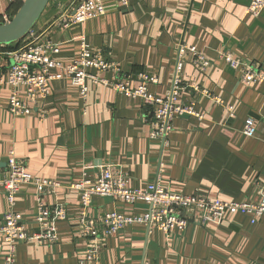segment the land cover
Wrapping results in <instances>:
<instances>
[{
    "label": "crops",
    "instance_id": "crops-1",
    "mask_svg": "<svg viewBox=\"0 0 264 264\" xmlns=\"http://www.w3.org/2000/svg\"><path fill=\"white\" fill-rule=\"evenodd\" d=\"M18 1L0 0V16L7 17L6 10ZM71 1L50 0L46 9ZM247 4L248 0H129V6L121 9L115 0H103V17L67 29L51 27L64 11L51 14L45 9L33 30H47L49 39L59 45L56 59L64 65L76 59L78 38L83 36L92 52L101 51L123 72L155 76L158 82L149 91L164 97L172 85L178 46L184 44L203 53L211 66L200 74L185 64L182 85H198L219 97L222 105L196 96L203 119L174 118L162 148L148 139L150 110L102 85L88 84L84 101L68 80L54 81L46 98L37 97L30 104L31 112L17 117L7 110L4 89L0 98V179L6 172V153L12 149L27 171L39 179L76 180L85 167L110 162L118 164L139 189L159 178L170 191L183 195L224 201L254 199V183L264 181V83L250 88L240 85L238 74L219 58V53L230 52L264 70V10L252 17L246 14ZM229 106L233 117L227 111ZM246 119L255 122L252 137L242 135ZM45 201L66 207L68 220L55 226L59 241L50 247L20 243L16 264H78L86 248L75 224L80 210L78 194L59 191ZM143 208L94 198L88 213L137 214ZM14 209L29 232L37 230L31 189L21 188ZM6 210L0 188V219ZM97 243L99 264H264V218L251 225L245 217L235 215L220 226L190 225L184 232L168 235L133 225ZM5 249L0 239V264Z\"/></svg>",
    "mask_w": 264,
    "mask_h": 264
},
{
    "label": "built area",
    "instance_id": "built-area-1",
    "mask_svg": "<svg viewBox=\"0 0 264 264\" xmlns=\"http://www.w3.org/2000/svg\"><path fill=\"white\" fill-rule=\"evenodd\" d=\"M118 8L129 6V0H115ZM63 14L54 20L51 27L67 29L72 25L83 24L105 15L103 0H72L67 6L57 5ZM264 10V0H248L246 14L258 17ZM7 22V17H2ZM76 59L64 65L56 56L59 45L52 42L47 30L36 32L33 29L23 38L15 50L0 52V98L6 92L7 110L10 115L24 116L31 112L30 104L37 97L49 95V85L54 81L68 80L85 101L88 84L102 85L113 93L137 100L150 110L148 139L167 145V137L172 130L174 118L190 116L198 120L203 115L196 108V96L205 97L222 105V100L198 85L184 84L180 79L185 64L192 65L200 74L211 66V61L195 47L181 44L177 50V60L170 91L158 97L149 91L156 85L155 76L146 72L132 74L123 72L120 66L101 51L92 52L86 38H78ZM219 58L238 74V83L246 88L264 83V70L256 63H247L230 52L219 53ZM91 71H95L91 72ZM108 73L112 74L108 78ZM21 93L24 96L21 97ZM227 111L233 117V107ZM256 125L246 119L242 135L252 137ZM6 172L0 179V188L5 194L7 210L0 219V239L5 244L3 264H16L17 246L20 243H33L38 246H54L59 241L56 224L66 222L68 214L65 205L57 201L47 204L45 198L55 197L59 191L78 194L79 213L75 224L86 240L83 258L78 264H99L100 244L97 241L116 235L133 225H142L148 230L155 229L165 235L174 231L184 232L190 225H222L235 215L245 217L251 225L264 218V181H256L255 198L247 201H224L200 195L174 193L164 186L159 178L148 183L144 189L132 186L130 177L118 164L100 163L85 167L76 180L61 181L39 179L27 171L14 151L6 153ZM22 187L31 189L36 203L37 230L29 232L22 218L15 211V205ZM94 198H109L135 207L143 204L146 209L137 214L115 211L90 216L89 209Z\"/></svg>",
    "mask_w": 264,
    "mask_h": 264
},
{
    "label": "water",
    "instance_id": "water-1",
    "mask_svg": "<svg viewBox=\"0 0 264 264\" xmlns=\"http://www.w3.org/2000/svg\"><path fill=\"white\" fill-rule=\"evenodd\" d=\"M49 1L23 0L16 14L0 24V46H9L22 40L34 28Z\"/></svg>",
    "mask_w": 264,
    "mask_h": 264
},
{
    "label": "trees",
    "instance_id": "trees-1",
    "mask_svg": "<svg viewBox=\"0 0 264 264\" xmlns=\"http://www.w3.org/2000/svg\"><path fill=\"white\" fill-rule=\"evenodd\" d=\"M22 5V0H19L18 2H16L15 4L11 5L7 10H6V16L9 18L13 17L16 12L18 11V9L21 7ZM4 21L2 19V17L0 16V24H3ZM23 40V39H22ZM22 40L18 41V42H15L9 46H5V50L7 51H12V50H15L17 49L18 47L21 46L22 44ZM1 48V46H0Z\"/></svg>",
    "mask_w": 264,
    "mask_h": 264
},
{
    "label": "rangeland",
    "instance_id": "rangeland-1",
    "mask_svg": "<svg viewBox=\"0 0 264 264\" xmlns=\"http://www.w3.org/2000/svg\"><path fill=\"white\" fill-rule=\"evenodd\" d=\"M58 9H59L58 6H48V8L46 10L47 11L49 10L51 14H55L58 11ZM137 206H139V207L142 206L143 207L144 205L142 204V205H137ZM145 209H146V207L144 206V208L142 210L144 211Z\"/></svg>",
    "mask_w": 264,
    "mask_h": 264
}]
</instances>
